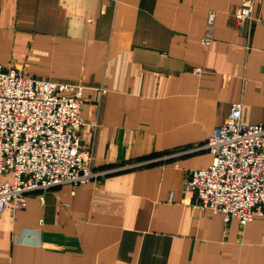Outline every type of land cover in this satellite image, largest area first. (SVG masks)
Wrapping results in <instances>:
<instances>
[{"label":"crops","instance_id":"obj_1","mask_svg":"<svg viewBox=\"0 0 264 264\" xmlns=\"http://www.w3.org/2000/svg\"><path fill=\"white\" fill-rule=\"evenodd\" d=\"M241 2L0 0V64L83 87L79 135L93 170L161 159L28 194L25 209L0 214V264H264V217L225 223L191 207L185 181L212 157H170L203 149L235 103L243 124L264 123V0L248 36L233 27Z\"/></svg>","mask_w":264,"mask_h":264},{"label":"built area","instance_id":"obj_2","mask_svg":"<svg viewBox=\"0 0 264 264\" xmlns=\"http://www.w3.org/2000/svg\"><path fill=\"white\" fill-rule=\"evenodd\" d=\"M256 2L242 0L233 15V27L246 28L247 36ZM215 16L214 11L206 14L200 39L204 47L213 42ZM194 74L199 76L201 70L194 69ZM82 92L80 85L26 77L0 64V214L7 208L12 213L25 209L28 194L62 185L77 188L161 160L93 170L91 151L79 135L84 125ZM97 109L96 103L89 105L92 128L97 126ZM199 150L206 151L212 161L206 168L191 171L185 181V191L194 197L192 209L221 215L225 223L235 219L245 224L264 217V123L243 124L241 105L235 103L203 149L170 157Z\"/></svg>","mask_w":264,"mask_h":264},{"label":"rangeland","instance_id":"obj_3","mask_svg":"<svg viewBox=\"0 0 264 264\" xmlns=\"http://www.w3.org/2000/svg\"><path fill=\"white\" fill-rule=\"evenodd\" d=\"M232 19H233V17H232Z\"/></svg>","mask_w":264,"mask_h":264}]
</instances>
